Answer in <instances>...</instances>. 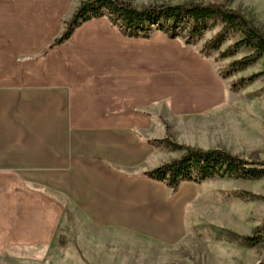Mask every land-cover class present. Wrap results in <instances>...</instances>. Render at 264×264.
I'll return each instance as SVG.
<instances>
[{"label":"crops","instance_id":"1","mask_svg":"<svg viewBox=\"0 0 264 264\" xmlns=\"http://www.w3.org/2000/svg\"><path fill=\"white\" fill-rule=\"evenodd\" d=\"M79 2L0 0V258L51 246L65 207L163 245L187 232L182 188L196 183L173 193L146 175L162 153L147 112L157 95L133 66L111 65L117 34L80 30L102 17L49 49ZM213 90L199 92L202 105L217 103Z\"/></svg>","mask_w":264,"mask_h":264},{"label":"rangeland","instance_id":"2","mask_svg":"<svg viewBox=\"0 0 264 264\" xmlns=\"http://www.w3.org/2000/svg\"><path fill=\"white\" fill-rule=\"evenodd\" d=\"M84 1L80 0L77 9ZM122 1L138 9L227 2ZM227 4L264 32V0H231ZM103 18L107 22H91L96 20L92 19L86 26L81 23L80 30L117 34V39H109L114 50L110 53L111 65H115L113 56L119 57L129 72L130 66L136 68L142 84L155 90L157 100L147 112L157 121L156 137L150 142L162 147L157 168L180 159L185 153L182 147L224 150L246 161L264 164V75L239 87L242 79L264 73V57L223 77L232 62L245 58L250 51L241 49L234 57H220V53L239 40L237 34L231 35L220 51L205 49L206 43L221 30L219 22L210 21L209 30L192 39L185 32L170 38L155 29L143 38L124 34L120 23H115L107 12ZM214 86L220 91L219 100L216 104L202 105L199 92L205 90V95H213ZM164 141L181 148L169 147ZM189 185L182 188L190 193L189 204L185 206L187 232L175 244L163 245L134 233L95 228L76 210L65 207L61 231L51 246L8 250L0 258V264H263L264 242L253 246L245 238L261 235L257 229L264 227V176L215 177L196 186Z\"/></svg>","mask_w":264,"mask_h":264},{"label":"trees","instance_id":"3","mask_svg":"<svg viewBox=\"0 0 264 264\" xmlns=\"http://www.w3.org/2000/svg\"><path fill=\"white\" fill-rule=\"evenodd\" d=\"M231 0H227L229 3ZM190 3L185 5H160L138 9L122 0H86L75 11L71 20L66 23L63 34L54 40L49 49L62 45L69 40L81 23L102 18L105 12L120 23L124 34L130 37L147 38L153 30L167 34L170 38L185 32L189 39L202 36L209 30V22H219L221 30L206 43L205 49L220 51L231 35H239V40L230 45L221 58L236 56L241 49L250 54L241 60L232 62L225 70L223 77L244 70L264 57V32L245 14L228 8V4ZM252 75L242 79L239 87L251 84L260 76ZM237 87V85L235 86ZM163 143V142H162ZM164 143L174 149L181 148L170 141ZM185 153L180 159L166 163L147 173L157 181L165 182L176 191L183 182L203 183L218 178H260L264 176V164H257L234 156L224 150H204L182 147ZM259 234L246 237L250 245L264 242V227L257 229ZM264 264V263H263Z\"/></svg>","mask_w":264,"mask_h":264}]
</instances>
